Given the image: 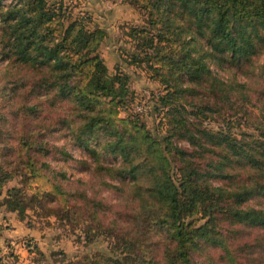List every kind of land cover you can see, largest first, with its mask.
Masks as SVG:
<instances>
[{
  "label": "trees",
  "instance_id": "trees-1",
  "mask_svg": "<svg viewBox=\"0 0 264 264\" xmlns=\"http://www.w3.org/2000/svg\"><path fill=\"white\" fill-rule=\"evenodd\" d=\"M129 2L147 26L127 31L139 52L128 61L163 85L160 136L118 114L127 75L107 72L101 29L63 25L61 4L46 0L0 5V186L18 177L0 204L20 219L37 202L79 218L86 239L109 237L108 252L69 264H264V0ZM53 133L89 152L74 159L89 183L62 184L45 157L70 154Z\"/></svg>",
  "mask_w": 264,
  "mask_h": 264
},
{
  "label": "rangeland",
  "instance_id": "rangeland-1",
  "mask_svg": "<svg viewBox=\"0 0 264 264\" xmlns=\"http://www.w3.org/2000/svg\"><path fill=\"white\" fill-rule=\"evenodd\" d=\"M13 1L0 0V5L5 6ZM46 3L55 7L61 4L65 11L63 25L74 21L82 23L87 29H101L102 35L95 48L102 58L107 72L119 71L127 75V91L122 98L118 114L129 116L135 112L154 135L160 136L163 133V130L158 127L161 113L156 108L155 95L163 91V85L150 76V71L144 65L132 64L128 61L130 53L139 52L133 46L135 40L130 37L127 31L132 26H147L145 10L130 3L129 0H46ZM3 61L4 59L0 58V65ZM211 68L216 74L223 73L213 64ZM2 101L3 99L0 97V110ZM2 124L0 120L1 164L4 161L1 149L4 139L1 130ZM207 125L215 128L217 122L208 121ZM239 130L251 131L243 126L234 125L231 127L233 132ZM49 138L53 143L63 146L70 154L65 160L58 154H56L58 156L56 158L51 155L45 157L54 168L65 173L66 179L62 180V184L66 187L70 184L81 187L82 185L78 181L76 182L77 179L89 183L90 175L74 160L85 158L91 162L89 152L59 134L53 133ZM89 144H92L91 141ZM102 159L107 164H116L117 162V159L110 154L102 155ZM17 182V176L6 180L0 186V194L3 195L6 187L16 185ZM98 190L106 200L114 201V196L109 190L105 188ZM4 215L5 222L10 223L7 219V217L10 218V214L6 212ZM13 215L15 219H18L15 212ZM18 220L14 236L6 234L0 239V264H69L80 259L84 254H91L94 251L108 252V236L93 230L89 231L90 234L86 239L84 234L86 225L79 218L75 222L60 221L53 215L47 214L46 209L39 206L37 202H32L25 209L22 218ZM9 225L6 224L4 228H9ZM27 245L31 246L27 247Z\"/></svg>",
  "mask_w": 264,
  "mask_h": 264
},
{
  "label": "crops",
  "instance_id": "crops-1",
  "mask_svg": "<svg viewBox=\"0 0 264 264\" xmlns=\"http://www.w3.org/2000/svg\"><path fill=\"white\" fill-rule=\"evenodd\" d=\"M1 195H2V193L0 194V197H1ZM6 212L8 214H10V218L7 217V219L10 221V223L5 222V217H4L5 215L4 214H6ZM13 214H14L13 211H8V210L6 211L4 206L2 204H0V239L3 237V235H6V234L14 236V234H15L14 232L17 231L18 224L16 222H19V220L15 219ZM6 224H8V225L10 224L9 228H4V226Z\"/></svg>",
  "mask_w": 264,
  "mask_h": 264
}]
</instances>
